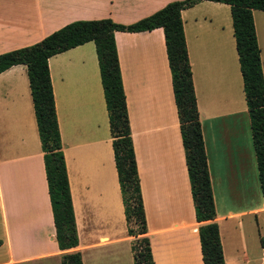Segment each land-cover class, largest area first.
I'll return each instance as SVG.
<instances>
[{
  "label": "crops",
  "instance_id": "obj_1",
  "mask_svg": "<svg viewBox=\"0 0 264 264\" xmlns=\"http://www.w3.org/2000/svg\"><path fill=\"white\" fill-rule=\"evenodd\" d=\"M173 0H0V53L75 20L130 24ZM256 11V12H255ZM264 82V11L252 10ZM224 264H261L264 204L229 6L180 11ZM153 264H203L161 28L114 31ZM82 264H132L94 44L47 59ZM68 250V251H71ZM22 64L0 72V264H60ZM133 260V259H132Z\"/></svg>",
  "mask_w": 264,
  "mask_h": 264
},
{
  "label": "trees",
  "instance_id": "obj_2",
  "mask_svg": "<svg viewBox=\"0 0 264 264\" xmlns=\"http://www.w3.org/2000/svg\"><path fill=\"white\" fill-rule=\"evenodd\" d=\"M199 1L202 0L169 1L151 14L130 24L116 23L109 18L71 21L33 44L0 53V72L17 64L24 65L26 69L42 152L54 239L58 249L64 251L60 256V264L82 262L79 252L71 250L77 245V234L47 59L84 42H93L126 231L129 236L134 237L131 244L133 264H153L149 242L144 235L145 220L113 32H138L154 28H161L163 33L194 218L198 223L201 260L203 264H224L217 224L213 221L211 187L180 17L182 9L191 7ZM207 1L225 3L229 6L257 176L264 204V82L251 14L254 9L264 11V0ZM137 235L140 237L135 238ZM259 244L264 247V235L259 237Z\"/></svg>",
  "mask_w": 264,
  "mask_h": 264
},
{
  "label": "built area",
  "instance_id": "obj_3",
  "mask_svg": "<svg viewBox=\"0 0 264 264\" xmlns=\"http://www.w3.org/2000/svg\"><path fill=\"white\" fill-rule=\"evenodd\" d=\"M263 250H264V247H263ZM261 264H264V253H262Z\"/></svg>",
  "mask_w": 264,
  "mask_h": 264
},
{
  "label": "rangeland",
  "instance_id": "obj_4",
  "mask_svg": "<svg viewBox=\"0 0 264 264\" xmlns=\"http://www.w3.org/2000/svg\"><path fill=\"white\" fill-rule=\"evenodd\" d=\"M256 12V11H255ZM132 226H134V224L132 225ZM140 237V235H137L135 238H139ZM134 239V238H133ZM133 242V241H132ZM131 261H132V264H133V260L131 259Z\"/></svg>",
  "mask_w": 264,
  "mask_h": 264
}]
</instances>
